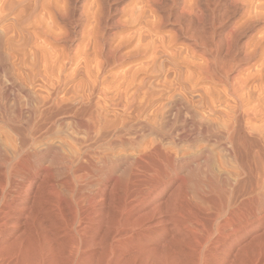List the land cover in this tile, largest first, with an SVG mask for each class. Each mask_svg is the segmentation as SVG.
Segmentation results:
<instances>
[{
    "label": "bare ground",
    "instance_id": "obj_1",
    "mask_svg": "<svg viewBox=\"0 0 264 264\" xmlns=\"http://www.w3.org/2000/svg\"><path fill=\"white\" fill-rule=\"evenodd\" d=\"M232 1L220 39H158L189 89L156 90L141 63L104 76L126 55L76 43L71 0H0V264H264V37L238 39L264 0Z\"/></svg>",
    "mask_w": 264,
    "mask_h": 264
},
{
    "label": "rangeland",
    "instance_id": "obj_2",
    "mask_svg": "<svg viewBox=\"0 0 264 264\" xmlns=\"http://www.w3.org/2000/svg\"><path fill=\"white\" fill-rule=\"evenodd\" d=\"M71 1L73 3L74 7H73V11L69 13V16L73 22L74 27H75L76 43H78V44L82 43V37H81L80 33L82 30H84L86 27H88L91 29V34L92 33H93V35L95 34V36H94L95 40L97 39L100 43L106 44V45L104 44L105 49H107V50L112 49L111 51L116 53V54H123V56L126 55L125 59H124L125 63L121 67L120 66H114V65H112L113 62H111L110 59L107 60V64H109V63L110 64H109V66L107 65L105 67L104 76H108L109 78H111L113 73H114V75L124 73V70L126 72H129V73L131 71L134 72L135 70H137V67H139L138 65L143 64V66L145 67V70L142 69L141 72L138 73L139 78L140 77L143 78L144 76H145L144 78H147V81L145 80L146 82H144V84L142 83L143 89L152 88V89H156V90H161L163 88H166V86L169 87V84H171V83H173L172 85L174 87H178V88L180 86H183V85L185 87L188 86V84L183 81L182 76L177 74V70H179L178 67H181L179 71H182V73L185 72V70H187L184 67L185 64L181 63L179 61H177L178 63H174L175 61H173L172 59L168 60L169 58L166 55V53L164 54L163 50H161L159 48L158 43H159V40L161 38L167 39L168 36L173 38V41H172L173 46L170 44L171 45L170 50L176 49V50L180 51L182 49L181 51H183V52H181V51L180 52H181V55L184 56V54L186 52L185 48H187L185 46H191V44H192V41L188 38L190 35H192L191 34L192 32H194L193 35H195L196 32H199V30H201L207 24V27H204L203 29L207 28V29H205V30H207L206 32H208V29L210 32L214 31V33H215L214 34V40L216 41V40L220 39L221 36L223 37L224 33L226 32L224 29L225 28L228 29V27H230V22L239 23L245 18V14H243V12H241V9H239V8L235 9L234 8V6H233L234 3H232L234 1H232V0H161V3H160V0H156V2H158L156 4H155V0H153L154 4L151 3L152 2L151 1V2H149V5L150 4H152V5H150V6L149 5L147 6L148 3L146 5L143 4L144 5L143 6L142 3L140 2V0H71ZM97 1H99L98 4H97ZM190 1H193L194 4H192V2H190ZM157 4L160 6H158ZM230 4H231V7L234 8L235 10L232 9L231 7H229ZM139 5L140 6L142 5V6L140 7ZM194 5L196 8H194ZM196 5H198V6H196ZM87 6H89L91 8L90 11H91V14H93V18H90L88 21L89 26H86V24H85L86 21L84 20V18L82 16V12L85 10V8ZM152 6H156V7H152ZM130 7H131V10H130ZM148 7H150V8H148ZM188 7H189V10L186 9ZM227 7H228V9L231 8L232 12H231V10L228 11ZM135 8H136L137 12H136ZM95 9H97V10H95ZM191 9L194 11H191ZM148 10H149V12H148ZM150 10H152V11H150ZM195 10L196 11L198 10V11L195 12ZM236 10H237V12H236ZM97 11L99 13H97ZM141 11L142 12L144 11V13H141ZM145 11H146V13H145ZM183 11L185 14L183 13ZM153 12H154V14H153ZM193 12H195L194 15H189V14H193ZM223 12H225V13H223ZM137 13H138V15H137ZM149 13H150V15H149ZM227 13L229 15L232 14L231 17L229 15H227ZM196 14H199V16L197 15L195 17ZM253 14L255 15V13H253ZM186 16L192 17L193 22L192 21L189 22L186 19ZM221 16L224 18L226 16H229L230 18L226 17L224 19ZM238 16H240V17H238ZM71 17H73V18H71ZM91 17H92V15H91ZM161 17H162V19H160ZM213 17H214V19H213ZM217 17H219V18L216 19ZM175 18H179V19L176 20ZM193 18L195 21L193 20ZM246 18H247V14H246ZM145 19H147V22ZM183 19L185 21H182ZM211 19H213V20H211ZM221 19H222L221 22H223V24L220 23ZM97 20H99V21H97ZM174 20H176V21H174ZM253 20H256V18L255 19L253 18ZM262 20L259 22L257 20H256V22L254 21L255 23L253 22L252 23L253 25L251 24L250 28L248 27L249 28L248 30L246 29L243 31V32L246 31L244 34L243 33L241 34L243 37L241 35H239L238 39L240 38L239 40L242 41V40H246L247 38H251V37L253 39L259 38L262 35H263L262 37H264V34H263L264 33V19H262ZM180 21H182V22H180ZM199 21L201 23H199ZM209 21L210 22L213 21V22L210 23ZM95 22H97V23H95ZM145 22H146V24H145ZM161 22H162V24H161ZM178 22H180V23H178ZM188 22L190 23V25ZM197 22L199 25L197 24ZM208 22L210 23L209 25H208ZM224 22H226V23H224ZM159 23L161 24V26ZM181 23H185L186 25L181 24ZM194 23H195V25H192ZM204 23H206V24H204ZM214 23H216V24H214ZM218 23H219V25L220 24L221 25L219 26ZM210 25H211V28H213V29L210 28ZM148 26L150 27V29ZM190 26L192 29L190 28ZM198 26H200V27H198ZM201 26H203V27H201ZM151 27H153V29ZM145 28H146V30H145ZM194 28H195V30H194ZM216 31L219 33H217ZM221 32H222V34H221ZM150 34H153V35H150ZM174 34L177 37L176 39L174 37ZM186 35H188V36H186ZM96 36H97V38H95ZM126 37L128 39H126ZM206 37H207V35H206ZM171 38H170V40H171ZM262 39L263 40L261 41V43L263 46L264 45V38H262ZM176 42H178V43H176ZM189 43H190V45H189ZM186 44H188V45H186ZM177 46H178V48H177ZM143 47L145 48V50ZM138 50H142V51L144 50V52H142L140 54L139 53L134 54ZM26 52L27 53H25V52H20V53L15 52V53H17L16 54L17 57L24 58L26 60V62H30V60H31L30 51H26ZM128 52L131 54L127 55ZM156 52H158L157 56L155 57V59H153V57H154L153 55ZM15 53H14V55H15ZM23 54L24 55L27 54V55L24 56ZM150 56L152 57L153 60L151 59ZM108 58H110V56H108L107 59ZM173 64L174 65L176 64V66H174ZM174 67H177V68H174ZM71 68L72 67H69L67 69V72H70ZM18 69H19V71H26L27 70L26 67L23 68V66H18ZM82 71L83 70H81V69H77V71L73 77V80L71 82V86L76 91L77 90L80 91L82 88V85H83V80H81V78H84ZM178 75H179V77H178ZM177 78H178V80H177ZM176 82H177V84H176ZM164 83H167V84H164ZM181 83H184V84L181 85ZM174 84H176V86ZM203 86L213 87L216 89L220 88V87H218V85H212L210 83H204ZM187 89H189V86ZM168 95H166V97L163 96L160 99L158 98L157 99L158 101L156 100L155 108H156V112H157L158 117L163 113V111L165 109V103H166L167 99L170 98V94H168ZM192 96H193L192 97L193 99H198L195 96V94H193Z\"/></svg>",
    "mask_w": 264,
    "mask_h": 264
}]
</instances>
